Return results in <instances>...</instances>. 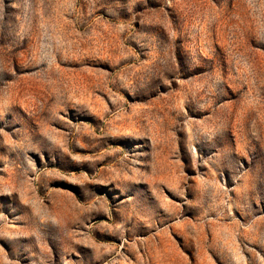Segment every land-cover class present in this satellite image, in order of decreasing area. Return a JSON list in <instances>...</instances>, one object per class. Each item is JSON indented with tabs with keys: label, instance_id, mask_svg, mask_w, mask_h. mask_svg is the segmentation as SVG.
Returning <instances> with one entry per match:
<instances>
[{
	"label": "rangeland",
	"instance_id": "374dc122",
	"mask_svg": "<svg viewBox=\"0 0 264 264\" xmlns=\"http://www.w3.org/2000/svg\"><path fill=\"white\" fill-rule=\"evenodd\" d=\"M149 263L264 264V0H0V264Z\"/></svg>",
	"mask_w": 264,
	"mask_h": 264
},
{
	"label": "bare ground",
	"instance_id": "6f19581e",
	"mask_svg": "<svg viewBox=\"0 0 264 264\" xmlns=\"http://www.w3.org/2000/svg\"><path fill=\"white\" fill-rule=\"evenodd\" d=\"M160 68V67H159ZM158 78H159V76H158ZM158 80V79H157ZM165 256V255H164ZM164 256H163V259H164ZM166 257V256H165ZM172 257V256H171ZM168 258V257H167ZM150 260V259H149ZM170 260V259H169ZM159 261V260H158ZM149 262V261H148ZM166 263V262H165ZM150 264V263H149Z\"/></svg>",
	"mask_w": 264,
	"mask_h": 264
}]
</instances>
